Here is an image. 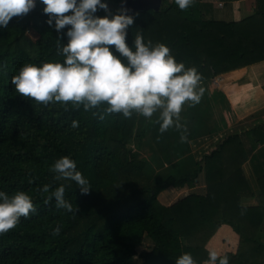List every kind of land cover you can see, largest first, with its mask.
Wrapping results in <instances>:
<instances>
[{"label":"trees","instance_id":"16d2710c","mask_svg":"<svg viewBox=\"0 0 264 264\" xmlns=\"http://www.w3.org/2000/svg\"><path fill=\"white\" fill-rule=\"evenodd\" d=\"M43 7L37 3L0 28V190H23L35 205L27 218L0 234V264H175L183 252L202 264L208 258L205 245L222 224L240 235L245 248L241 246L239 256L264 258V244L258 239L264 224V120L220 140L190 173L152 185L146 163L127 149L136 135L138 115L113 113L100 119L82 107L45 106L15 90L11 77L23 64L63 59L57 52L61 33L46 23ZM131 12L140 19L137 31L131 27L134 23L128 27L129 45L140 32L145 40L167 44L177 60L191 49V66L201 73V82L264 61V0L255 16L238 24L205 19L197 0L183 10L171 0L159 10ZM98 14L104 15L103 10ZM172 24L186 33L170 46L161 32ZM30 27L38 33L36 42L27 35ZM73 120L78 121L75 128ZM64 155L88 178L89 193H81L74 181L54 178L50 166ZM249 160L261 194L259 205L245 207L241 201L251 192L243 165ZM201 173L206 194L191 193L171 206L159 202L170 187H194ZM61 183L76 211L57 208L55 198L47 200ZM44 184L50 185L48 192L40 190ZM57 225L61 231L53 235ZM145 237L154 247L138 256ZM250 264L263 263L253 259Z\"/></svg>","mask_w":264,"mask_h":264},{"label":"clouds","instance_id":"9594fccd","mask_svg":"<svg viewBox=\"0 0 264 264\" xmlns=\"http://www.w3.org/2000/svg\"><path fill=\"white\" fill-rule=\"evenodd\" d=\"M194 2L175 0L182 10ZM37 3L44 5L46 23L61 33L57 52L63 59L23 64L11 77L19 94L45 106L59 103L65 110L69 105L82 107L100 119L113 113L126 118L133 114L145 118L158 114L156 122L161 133L172 126L186 127L181 111L186 104L201 101L205 92L201 73L196 66L178 61L167 44L145 40L140 32L129 45L127 30L135 15L125 6L127 0H121L122 7L115 12L108 0H0V28L7 27L14 16L27 14ZM100 10L104 15L98 14ZM62 37L67 38L66 43ZM71 126L77 127L78 121L73 120ZM180 139L187 137L181 134ZM50 170L57 180L74 181L83 194L92 189L88 178L68 155L57 158ZM49 188V184H44L40 190L48 192ZM65 191L61 183L47 200L55 198L57 208L76 211ZM33 211L35 205L27 192L9 194L0 190V234L14 228L21 217L27 218ZM60 231V225L52 229L53 235ZM175 264L198 262L190 252H183L176 257ZM204 264H230V259L211 248Z\"/></svg>","mask_w":264,"mask_h":264},{"label":"rangeland","instance_id":"374dc122","mask_svg":"<svg viewBox=\"0 0 264 264\" xmlns=\"http://www.w3.org/2000/svg\"><path fill=\"white\" fill-rule=\"evenodd\" d=\"M167 1L171 0H163L162 8ZM108 2L113 12L117 10V8H113L114 5L121 4L117 0H108ZM139 19L135 16L134 25L131 26L135 31L139 27ZM185 33V29H179L172 24L170 28L162 30L161 36L166 43L172 46L181 40ZM27 35L33 42L39 38L38 33L31 27L28 29ZM193 59L192 50L187 48L180 54L178 61H183L187 66H191ZM257 74L262 75L261 84L257 85L258 89L251 90L247 98L241 97V94L246 90L232 89V81L227 78L233 76L225 75L222 78L221 75L220 78L201 82L205 88L201 101L195 105L186 104L181 111L182 122L186 125L184 129L172 126L161 133L159 124L156 122L158 114H154L151 118L138 116L136 135L128 143L127 149L138 160L146 163L145 175L152 185L163 182L170 175L179 178L190 173L196 167L197 160L215 146L219 140L230 133L251 129L264 120L262 118L264 114V105L262 104L264 100V67H259ZM181 134H184L187 139L181 141ZM244 141L248 143L246 138ZM184 143L185 145H183ZM175 189L177 190L171 198L170 192L165 193L169 188L162 192L158 197L159 202L164 206H167L165 204L171 206L188 194H206L204 173H201L194 187ZM153 247V242L145 237L138 247V256L150 251Z\"/></svg>","mask_w":264,"mask_h":264},{"label":"crops","instance_id":"0c3cea01","mask_svg":"<svg viewBox=\"0 0 264 264\" xmlns=\"http://www.w3.org/2000/svg\"><path fill=\"white\" fill-rule=\"evenodd\" d=\"M199 7L204 18L210 21H216L219 23H236L255 16V14L262 8L263 0H197ZM221 5V6H220ZM257 20V19H256ZM257 26L258 23H257ZM264 67V61L249 65L244 68L236 69L229 73L222 75L233 76L227 78L232 81V89L245 91L241 94V97L247 98L250 95V91L258 89L261 84L262 75L257 74V69ZM261 69V68H260ZM220 78V77H218ZM249 88V89H248ZM251 88V89H250ZM248 91V92H247ZM247 92V93H246ZM247 94V95H245ZM262 99V98H261ZM264 105V100L262 101ZM264 110V109H263ZM264 119V114L262 116ZM259 119V118H257ZM192 137V134H190ZM191 139V138H188ZM220 141V140H219ZM185 145V143L183 144ZM244 175L250 188V195L245 196L241 203L242 206H257L259 205V196L261 194L260 183L257 178V174L254 169V165L249 160L243 165ZM177 189L170 187L165 193L170 192L171 196ZM200 194V193H198ZM167 195V194H166ZM189 195V194H188ZM187 196V195H186ZM185 197V196H184ZM169 198V199H170ZM183 198V197H182ZM169 205V204H165ZM258 239L264 244V224L260 228ZM243 247L240 235L229 225L222 224L217 228L207 241L205 247L208 249L215 248L222 255L226 254L229 256L230 264H250L253 259L264 264V258H247L245 256H239V250ZM205 262V261H204ZM204 262L202 264H204Z\"/></svg>","mask_w":264,"mask_h":264},{"label":"water","instance_id":"95a60500","mask_svg":"<svg viewBox=\"0 0 264 264\" xmlns=\"http://www.w3.org/2000/svg\"><path fill=\"white\" fill-rule=\"evenodd\" d=\"M162 0H127L126 7L130 11H136L137 9L151 8L153 10H159L162 6Z\"/></svg>","mask_w":264,"mask_h":264},{"label":"built area","instance_id":"2783aa9c","mask_svg":"<svg viewBox=\"0 0 264 264\" xmlns=\"http://www.w3.org/2000/svg\"><path fill=\"white\" fill-rule=\"evenodd\" d=\"M221 6V5H220Z\"/></svg>","mask_w":264,"mask_h":264}]
</instances>
